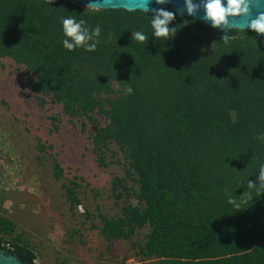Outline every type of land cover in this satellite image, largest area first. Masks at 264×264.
Returning a JSON list of instances; mask_svg holds the SVG:
<instances>
[{
	"label": "trees",
	"instance_id": "trees-1",
	"mask_svg": "<svg viewBox=\"0 0 264 264\" xmlns=\"http://www.w3.org/2000/svg\"><path fill=\"white\" fill-rule=\"evenodd\" d=\"M152 15L0 0V59L23 67L40 105L48 97L81 130L88 125L93 152L113 145L121 153L123 176L110 181L123 200L120 216L100 215L96 228L106 243L127 241L151 264H264V194L248 188L264 164L256 138L264 133V39L178 16L172 39L155 38ZM68 16L100 25L95 52L63 47ZM136 30L148 41L131 39ZM224 34L233 37L228 45ZM60 174L53 163V177ZM76 188H63L69 211L79 203ZM144 226L143 241L132 242ZM0 251L34 264V246L2 217Z\"/></svg>",
	"mask_w": 264,
	"mask_h": 264
},
{
	"label": "rangeland",
	"instance_id": "rangeland-1",
	"mask_svg": "<svg viewBox=\"0 0 264 264\" xmlns=\"http://www.w3.org/2000/svg\"><path fill=\"white\" fill-rule=\"evenodd\" d=\"M28 80L23 67L0 59V217L34 246V264H151L127 241L106 243L96 230L100 215L120 216L123 200L113 198L110 181L123 176L121 153L113 145L93 152L89 126L81 130L48 97L40 105ZM70 183L79 201L73 211L63 195ZM147 231L136 230L132 242Z\"/></svg>",
	"mask_w": 264,
	"mask_h": 264
},
{
	"label": "clouds",
	"instance_id": "clouds-1",
	"mask_svg": "<svg viewBox=\"0 0 264 264\" xmlns=\"http://www.w3.org/2000/svg\"><path fill=\"white\" fill-rule=\"evenodd\" d=\"M155 2L163 5L168 3L169 0H155ZM49 3H51V0H49ZM140 3L143 5L141 10L147 13L150 0H140ZM259 6H261V0H226V4L224 0H200L199 3H194L193 0H184V7L178 11L183 14L186 10L189 16H194L203 8L205 13L203 19L206 22H210L213 28H218L222 32L226 31L227 33L234 27L242 30L249 28L259 35L264 34V11L259 12L254 19H250L252 9ZM151 11L153 15L151 16L150 24L153 29V36L155 38L172 39L177 29L175 27L170 28L169 25L175 19L177 13L163 8L151 9ZM237 18L245 19L246 23L243 26H238L235 23ZM61 23L63 35L66 37L62 40V45L66 50L75 51L77 48H83L87 52L96 51L101 42L100 25L90 28L85 20L80 19L78 21L72 16L62 17ZM131 39L145 43L149 38L142 31L136 30L131 32ZM232 39L233 37L224 34L221 42L228 45ZM133 91L130 85L124 89L125 95H131ZM256 138L264 142V133L259 134ZM248 188L254 189L258 194H264V164H261L258 170V183L249 180ZM228 202L239 207V204L233 198H229Z\"/></svg>",
	"mask_w": 264,
	"mask_h": 264
},
{
	"label": "water",
	"instance_id": "water-1",
	"mask_svg": "<svg viewBox=\"0 0 264 264\" xmlns=\"http://www.w3.org/2000/svg\"><path fill=\"white\" fill-rule=\"evenodd\" d=\"M68 1L74 4H78L80 6H84V7H88V8L96 9V10L97 9H123L126 11L138 10V11L144 12L143 10H141L143 5L140 3V0H68ZM193 2L199 3L200 0H193ZM224 3L226 4V0H224ZM161 7H169L171 8L172 12L177 13L176 16L178 17L190 18L192 20H196L200 22L201 24L211 28L212 30L222 32L218 28L211 27L210 22L204 21L203 16L205 15V13H204L203 8H201L200 11L197 12V14L194 16H189L186 10L183 12V14H180L178 10L184 7V0H169L168 3L163 4V5L157 4L155 0H150L149 11L147 13L146 12L144 13L153 14L151 9H160ZM262 11H264V0H261V6L254 7L252 9V14H251L250 19H254L259 14V12H262ZM235 23L238 26H243L246 23V20L243 18H237ZM232 29L240 30V31L251 30L249 28H245V30H242L236 27ZM256 35L264 39V34L258 35L256 33ZM0 264H22V263H20L15 257L0 251Z\"/></svg>",
	"mask_w": 264,
	"mask_h": 264
}]
</instances>
